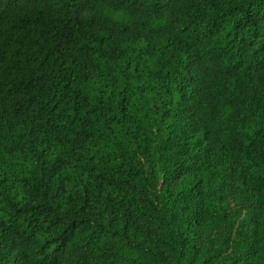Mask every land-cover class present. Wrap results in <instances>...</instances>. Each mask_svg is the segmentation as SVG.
<instances>
[{
	"label": "trees",
	"instance_id": "trees-1",
	"mask_svg": "<svg viewBox=\"0 0 264 264\" xmlns=\"http://www.w3.org/2000/svg\"><path fill=\"white\" fill-rule=\"evenodd\" d=\"M0 264H264V0H0Z\"/></svg>",
	"mask_w": 264,
	"mask_h": 264
}]
</instances>
